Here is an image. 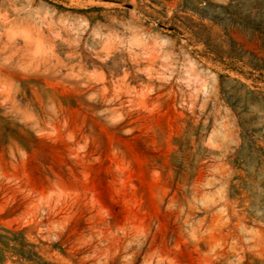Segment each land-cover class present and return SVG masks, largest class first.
<instances>
[{"label": "rangeland", "instance_id": "374dc122", "mask_svg": "<svg viewBox=\"0 0 264 264\" xmlns=\"http://www.w3.org/2000/svg\"><path fill=\"white\" fill-rule=\"evenodd\" d=\"M0 264H264V0H0Z\"/></svg>", "mask_w": 264, "mask_h": 264}]
</instances>
